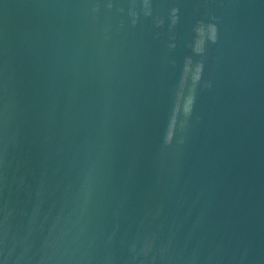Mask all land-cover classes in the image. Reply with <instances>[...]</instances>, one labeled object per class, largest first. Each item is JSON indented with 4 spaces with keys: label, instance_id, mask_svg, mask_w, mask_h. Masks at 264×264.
Masks as SVG:
<instances>
[{
    "label": "water",
    "instance_id": "1",
    "mask_svg": "<svg viewBox=\"0 0 264 264\" xmlns=\"http://www.w3.org/2000/svg\"><path fill=\"white\" fill-rule=\"evenodd\" d=\"M0 264H264V0H0Z\"/></svg>",
    "mask_w": 264,
    "mask_h": 264
}]
</instances>
